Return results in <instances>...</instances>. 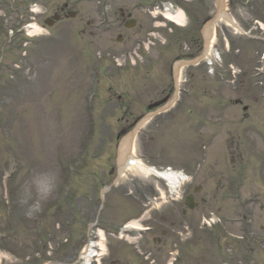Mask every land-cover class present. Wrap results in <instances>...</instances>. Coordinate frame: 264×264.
<instances>
[{"label":"rangeland","instance_id":"374dc122","mask_svg":"<svg viewBox=\"0 0 264 264\" xmlns=\"http://www.w3.org/2000/svg\"><path fill=\"white\" fill-rule=\"evenodd\" d=\"M86 1L33 0V13L30 0H0V25L5 32L15 30L0 51V264L77 260L88 226L98 222L100 228L113 219L107 210L97 217L102 201L91 205L93 189L116 177L120 143L148 113L147 106L166 94L176 95L172 107L138 129L134 153L147 166L190 175L184 196L195 198L191 213L214 212L222 219L211 233L217 241L202 235L204 248L189 252L179 264H264V41L255 24H264V0H225L226 12L249 38L218 23L221 60L215 59L213 77L206 64L190 65L182 71L178 91L174 69L189 59L186 53L202 46L192 39L215 14L214 0H158L184 9L186 28L164 26L161 16L153 18L145 9L128 11L144 0H108L112 29L99 25L100 17L93 16ZM64 5L76 17L47 27L45 21ZM129 21L134 25L126 29ZM27 23L41 30L26 44L24 31H16ZM152 30L156 46L142 51L135 68L129 63L124 70L117 68L114 59L131 52ZM3 40L0 34V47ZM93 94L98 96L89 100ZM236 100L242 104L234 105ZM242 106L248 110L243 112ZM70 167L78 168L72 178ZM68 176L74 192L60 186ZM128 179L136 178L118 177L119 186L104 197V205L114 206L112 212L122 220L130 217L127 204L111 202L120 197V202H135ZM229 195H256L259 203L245 205L243 218ZM182 204L167 207L168 216H182ZM244 235L258 244L253 254L245 248ZM165 255L157 257L163 261Z\"/></svg>","mask_w":264,"mask_h":264},{"label":"bare ground","instance_id":"6f19581e","mask_svg":"<svg viewBox=\"0 0 264 264\" xmlns=\"http://www.w3.org/2000/svg\"><path fill=\"white\" fill-rule=\"evenodd\" d=\"M171 13H172L171 10H168V13H165V18L166 19H170V20L172 19L173 21H175V23L177 25H180V24L183 23V16H182L181 13H178L176 17L172 16ZM218 19H220L219 22L225 21V24L227 26H230V25L233 24V22L230 21V19L226 16L225 13L220 14L218 16ZM30 29H33V31L32 30L30 31ZM28 31H30V33H36L39 30H38V28L36 26L31 25V26L28 27ZM208 35H209V33H208V30H207L204 33V37H205V40H206V48L208 47V45H207L208 44V40H209V36ZM129 150H130V139L129 138H125L120 143V146H119V149H118L119 168L124 167L125 170H128L131 173L140 172V173L146 174V176L153 174V175H158V177L159 176L162 177V174L154 172L155 171L154 169L147 168L141 162L137 161L134 157H132L133 154H131L130 157H129L128 156ZM164 177L166 178L167 183H169V184L172 183L170 181V177H168V176H164ZM129 228L131 230H134V231L139 230L138 224L135 223V222L130 223ZM100 248L104 250L102 245L100 246ZM93 255L94 254H91V252H89V254L84 253V254H81L80 255L81 257H79V258L84 259V262L87 263L88 260L92 259Z\"/></svg>","mask_w":264,"mask_h":264},{"label":"flooded vegetation","instance_id":"af4514ba","mask_svg":"<svg viewBox=\"0 0 264 264\" xmlns=\"http://www.w3.org/2000/svg\"><path fill=\"white\" fill-rule=\"evenodd\" d=\"M159 241V243L161 242L160 241V239H158ZM110 264H124V261L121 263V262H119V259H116V260H113V261H110Z\"/></svg>","mask_w":264,"mask_h":264}]
</instances>
